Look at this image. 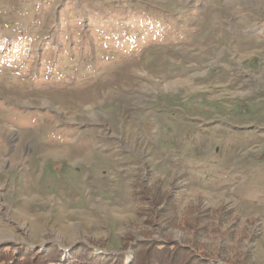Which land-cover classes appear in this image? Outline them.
<instances>
[{
  "label": "rangeland",
  "instance_id": "obj_1",
  "mask_svg": "<svg viewBox=\"0 0 264 264\" xmlns=\"http://www.w3.org/2000/svg\"><path fill=\"white\" fill-rule=\"evenodd\" d=\"M127 239L264 264V0H0V246Z\"/></svg>",
  "mask_w": 264,
  "mask_h": 264
},
{
  "label": "trees",
  "instance_id": "obj_2",
  "mask_svg": "<svg viewBox=\"0 0 264 264\" xmlns=\"http://www.w3.org/2000/svg\"><path fill=\"white\" fill-rule=\"evenodd\" d=\"M153 242L135 241L132 243L129 239L125 240V245L133 244L134 259L131 264H210L204 262L206 256L197 248L192 249L193 246L187 248L168 242V245L157 244L153 248ZM150 245L151 247L148 248ZM62 255L63 251L58 246L47 248L43 252L40 250L22 251L15 245L13 247L0 246V264H125L127 257L125 253L118 255L95 253L93 249L81 243L74 247L66 258L62 259Z\"/></svg>",
  "mask_w": 264,
  "mask_h": 264
}]
</instances>
